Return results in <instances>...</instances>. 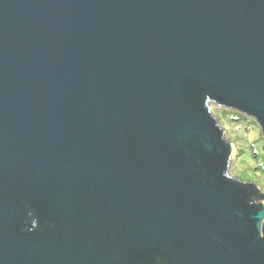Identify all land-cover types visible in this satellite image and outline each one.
<instances>
[{
    "label": "water",
    "instance_id": "1",
    "mask_svg": "<svg viewBox=\"0 0 264 264\" xmlns=\"http://www.w3.org/2000/svg\"><path fill=\"white\" fill-rule=\"evenodd\" d=\"M211 104L264 137V0H0V264H264Z\"/></svg>",
    "mask_w": 264,
    "mask_h": 264
},
{
    "label": "rangeland",
    "instance_id": "2",
    "mask_svg": "<svg viewBox=\"0 0 264 264\" xmlns=\"http://www.w3.org/2000/svg\"><path fill=\"white\" fill-rule=\"evenodd\" d=\"M210 108L226 133V139L233 144L230 176L240 181L255 183L264 193V174L257 170V161L249 150V142L256 141L264 162V137L259 126L247 133H235L234 124L229 120L231 110L222 109L214 104Z\"/></svg>",
    "mask_w": 264,
    "mask_h": 264
},
{
    "label": "built area",
    "instance_id": "3",
    "mask_svg": "<svg viewBox=\"0 0 264 264\" xmlns=\"http://www.w3.org/2000/svg\"><path fill=\"white\" fill-rule=\"evenodd\" d=\"M229 120L234 124L235 133H247L258 126L255 120L240 112L231 111ZM249 150L253 158L257 161V170L264 174V162L261 157V151L256 141L249 142Z\"/></svg>",
    "mask_w": 264,
    "mask_h": 264
}]
</instances>
